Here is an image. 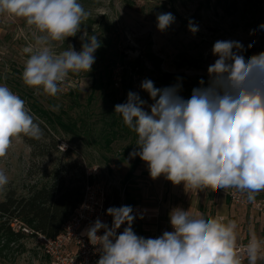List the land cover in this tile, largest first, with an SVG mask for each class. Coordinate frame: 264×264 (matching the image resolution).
<instances>
[{
    "label": "clouds",
    "instance_id": "obj_1",
    "mask_svg": "<svg viewBox=\"0 0 264 264\" xmlns=\"http://www.w3.org/2000/svg\"><path fill=\"white\" fill-rule=\"evenodd\" d=\"M0 14L23 18L41 34L34 49H25L30 55L22 80L28 87L55 97L69 73L91 71L101 46L96 34L84 31L80 51L69 45L57 53L51 43L81 32L90 13L79 0H0ZM174 20L172 13L159 14L157 26L165 30ZM189 30L195 33L198 27L190 21ZM212 51L218 58L208 67V87L193 89L184 100L179 85L161 89L146 79L141 88L153 101L150 112L145 111L146 101L129 92L115 113L136 133L130 156H139L152 178L163 175L174 185L197 191L234 188L247 192L254 203L264 191V52L246 59L243 45L232 40L216 41ZM21 134L40 139L43 133L25 101L0 85V158ZM8 182L0 170V187ZM132 213L131 206L110 207L111 227L97 219L86 230L90 242L100 246L97 264H242L244 255L248 264H257L264 259V239L255 234L243 251L238 249L235 221L205 219L177 208L170 213L173 231L146 239L133 231ZM123 224L128 226L117 234ZM101 229L104 234L97 235Z\"/></svg>",
    "mask_w": 264,
    "mask_h": 264
},
{
    "label": "rangeland",
    "instance_id": "obj_2",
    "mask_svg": "<svg viewBox=\"0 0 264 264\" xmlns=\"http://www.w3.org/2000/svg\"><path fill=\"white\" fill-rule=\"evenodd\" d=\"M131 1L134 2L133 8L125 6L122 0L79 1L90 16L75 37L63 42H51L53 51L59 53L69 45L80 51L84 31L89 35L96 34L104 42L94 53L95 63L91 71L87 74L69 73L60 85L62 91L55 97L43 93L42 89L28 87L22 80L24 65L30 55L25 49H34L36 38L41 34L23 18L0 14V85L7 86L23 99L25 107L32 105L43 110L56 123L60 120L63 124L72 125L74 122L75 128L83 124L88 129L86 136L81 133L82 140L63 131L55 134L59 139L57 150H51V154L46 157H32L31 148L21 136L13 138L6 156L0 158V170L5 172L9 180L0 187V201L9 190L25 195L26 188L32 184L77 175L80 171H84L87 177L86 171L95 169L93 183L103 187L107 209L125 206L126 199H135L142 207H157L156 211L134 213L132 224L136 226L138 236L158 238V227L166 223L173 231L167 214L172 212L171 209L187 210L192 203L195 209L199 205L205 207V219L214 217L218 215L214 205L225 197L228 200L224 207L227 221L237 220L236 224L241 228L242 233L237 236V240L251 238L253 234L259 236L264 218L259 215L252 217L247 204V192H241L243 203L235 204L227 195L233 188L197 191L185 189L183 183L174 185L163 175L149 179L150 174L146 170L148 165L144 161L138 163L139 156H130L136 148L133 134L123 133L109 147H103L100 137L106 126L100 120V113L105 110L107 99L104 93L94 89V82L101 83L105 91L114 90L118 97L124 99L128 98L129 92L137 93L147 102L145 111L150 112L148 106L153 101L141 84L146 79L153 81L151 67L148 63L136 66L135 59L151 44L152 51L162 61L163 72L184 77L178 84V95L187 100L193 89L209 86L208 67L218 58L212 51L216 41L240 42L246 59L264 52V28L260 27L264 25V0ZM162 13H172L175 17L165 30L157 26V16ZM190 21L198 27L197 32L189 30ZM179 55L186 56L197 66L177 68ZM154 86L161 89L171 87ZM134 161L138 165L130 173ZM70 167L72 169L67 171ZM154 183H157L156 187ZM182 193H187L184 200ZM190 193L192 198L187 200ZM206 195L211 196V199L204 200ZM261 198H264V191L259 192L255 200ZM164 205L168 206L163 208L165 213L161 212ZM110 217L113 222V217ZM20 244L23 251L16 252ZM3 255L0 256V264H48L47 257L30 237L16 243L8 254Z\"/></svg>",
    "mask_w": 264,
    "mask_h": 264
},
{
    "label": "trees",
    "instance_id": "obj_3",
    "mask_svg": "<svg viewBox=\"0 0 264 264\" xmlns=\"http://www.w3.org/2000/svg\"><path fill=\"white\" fill-rule=\"evenodd\" d=\"M82 1L83 0H79ZM125 6L133 8L134 2L131 0H122ZM101 43L104 40H100ZM148 63L151 67L150 73L153 75V83L163 86H175L182 82L183 76L180 74H171L163 72L162 61L154 54L149 44L142 53L135 59L136 66H142ZM196 63L184 55H179L177 68L196 67ZM98 84V85H97ZM94 82V89L104 93L107 99V105L103 113H100V120L106 126L101 134L102 146L107 148L115 140L121 137L123 133L133 134L135 140L137 135L130 130L122 120V117L115 113V106L127 102V99L118 97L114 90L105 91L101 87V83ZM126 89L123 90L126 93ZM30 115L34 117V122L38 123L42 129L40 139H34L21 134V138L31 148L32 157H46L51 154V150H57L59 139L54 135L63 131L65 134L77 136L80 140L87 135L88 129L85 125L75 128V123L72 125L56 123L43 110L36 109L32 105L26 107ZM66 119H70L66 117ZM101 144V142H100ZM142 160L138 159V163ZM137 161L133 162L129 172L132 173L138 165ZM70 168H67L69 171ZM127 176V175H126ZM87 183H93V177H85L84 171H80L77 175L61 176L52 181H45L39 184H32L26 188L25 195H18L16 191L9 190L3 200L0 201V256L8 254L13 246L25 238L24 234L15 231L12 228L14 221H19L34 232L43 234L47 237L57 236L66 220L70 217L73 211L80 204L84 188ZM116 206L118 204V196L116 197ZM134 201L126 199L127 206H134ZM136 233V226L131 225ZM21 248V249H19ZM22 245L16 248V252H22Z\"/></svg>",
    "mask_w": 264,
    "mask_h": 264
},
{
    "label": "built area",
    "instance_id": "obj_4",
    "mask_svg": "<svg viewBox=\"0 0 264 264\" xmlns=\"http://www.w3.org/2000/svg\"><path fill=\"white\" fill-rule=\"evenodd\" d=\"M94 172L95 169L86 171V176H92V174H95ZM227 195L235 204H242L244 201L242 193L234 188ZM247 204L257 215L264 217V198L256 199L254 203L249 202ZM97 219L109 227L112 226L111 217L107 214L106 196L103 187L97 183H87L80 204L66 220L57 236L47 237L34 232L19 221H14L12 228L34 239L47 257L48 264H97L101 255L100 246L93 245L86 234V230ZM127 226V224L121 225L117 230V234L121 233ZM103 234V229L97 233V235ZM258 238L264 239V236ZM249 240L250 238L237 240L238 249L243 251ZM245 260H247L246 255H244L242 263Z\"/></svg>",
    "mask_w": 264,
    "mask_h": 264
},
{
    "label": "crops",
    "instance_id": "obj_5",
    "mask_svg": "<svg viewBox=\"0 0 264 264\" xmlns=\"http://www.w3.org/2000/svg\"><path fill=\"white\" fill-rule=\"evenodd\" d=\"M146 170H148V168H146ZM149 171V170H148ZM149 179H151V176H149L148 177ZM155 184V187H156V185H157V183H154ZM188 191V190H187ZM183 194V193H182ZM192 193H190L189 195H188V199L187 200H189V198H192V195H191ZM182 199L184 200L186 197H187V193H184L182 196ZM211 199V196H209V195H206L205 196V198H204V200H210ZM202 200V199H201ZM133 201H134V206L132 207V209H133V215H134V213H136V212H142L143 214L144 213H146V211L148 212V211H156L157 210V207H150V208H147V207H142V206H140V205H138L137 204V202L135 201V199H133ZM227 198L225 197L224 199H219V201L214 205L215 206V208L217 209V211H218V215H216V216H214V217H220V218H223V221L225 222V223H227L228 221H227V211L225 212V206H226V203H227ZM202 202H203V200H202ZM212 202V201H211ZM213 202H215V200L213 201ZM195 206H194V204L192 203L191 205H190V207H187V210L190 212V214H192L193 216H203L204 218L206 217V213H205V207H201L200 205L198 206V208L197 209H195L194 208ZM160 208H161V206H160ZM159 207H158V209H160ZM163 208H168V206H163L162 207V209ZM161 209V212H163V213H165V210L163 209L162 210ZM169 210V209H168ZM174 209H171V211H173ZM183 210H185V209H183ZM186 210V211H187ZM233 211V210H232ZM251 213H252V217H258V215L254 212V211H252L251 210ZM169 217H170V214H167ZM262 218H264V217H262ZM258 220V219H257ZM238 221L236 220V223H237ZM167 224L168 223H166V225H161V226H159L158 228V235L159 236H161L165 231H171V228L170 227H168L167 226ZM237 236H239L242 232H241V228L237 225ZM136 234L138 235L139 233L136 231ZM262 236H264V226H262L261 228H260V233H259V236H257V237H262ZM242 264H248V260H245ZM257 264H264V260H262V259H258L257 260Z\"/></svg>",
    "mask_w": 264,
    "mask_h": 264
}]
</instances>
